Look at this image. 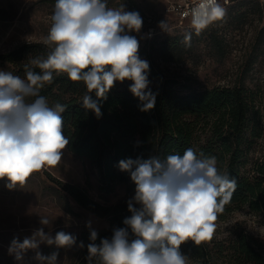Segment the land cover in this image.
I'll return each mask as SVG.
<instances>
[{
    "label": "clouds",
    "instance_id": "1",
    "mask_svg": "<svg viewBox=\"0 0 264 264\" xmlns=\"http://www.w3.org/2000/svg\"><path fill=\"white\" fill-rule=\"evenodd\" d=\"M225 15L218 0H200L192 9V24L201 29ZM142 25L139 12L126 11L123 4L111 8L107 0H55L44 40L50 49L47 54L24 65L25 78L0 70V179L7 178L9 189L23 185L45 166H57L69 142L63 134L65 106L50 107L39 95L54 72L84 82L87 92L82 105L98 118L101 107L90 93L106 99L117 81L133 82L129 91L143 102L141 111L155 107L156 94L146 91L149 62L139 57V42L128 34L139 32ZM160 27L165 31V22ZM184 40L190 43L191 34ZM30 97L35 99L28 102ZM118 167L130 173L136 186L135 195L127 201L131 215L123 220L125 227L114 228L111 238H101L99 244L95 243L98 233L90 232L87 264H188L180 246L213 238L222 208L217 198L225 194L227 200L226 190L234 189L236 180L219 172L216 157L198 155L192 148L182 155L121 160ZM49 223L40 217L42 226ZM75 243L71 234L59 231L53 238L41 227L23 242L13 239L9 253L22 261L33 250L38 264H59V253L44 255L40 245L62 248Z\"/></svg>",
    "mask_w": 264,
    "mask_h": 264
},
{
    "label": "trees",
    "instance_id": "2",
    "mask_svg": "<svg viewBox=\"0 0 264 264\" xmlns=\"http://www.w3.org/2000/svg\"><path fill=\"white\" fill-rule=\"evenodd\" d=\"M128 1L135 7L136 0ZM243 14L240 11L235 17ZM219 21L201 29L174 24L187 30L173 32L162 39L154 36L147 45L139 47L138 55L141 58L144 52L150 64L149 77L154 79L146 89L156 94L152 110H140L143 102L129 91L131 80L115 82L106 93V99L97 98L95 91L90 93L100 104L102 115L99 118L82 105V97L87 92L83 81H71L67 74L54 72L53 80L45 82L39 90V95L47 99L50 107L57 103L65 106L62 117L63 134L69 141L66 146L74 154L86 157L97 174L99 198L93 197L83 186L51 177L64 195L107 220L103 227L95 229L98 233L96 244L101 238H111L114 228L125 227L123 220L131 215L127 201L135 195L136 186L130 173L118 167L121 160L129 158L182 155L187 148L198 155L214 156L219 172L236 180L235 188L226 190L230 193L227 200L225 194L217 198L218 203L222 202L217 214L224 216L226 210L241 205L264 214V151L249 164L246 158L254 137L259 135V128L255 121L258 109L254 92L244 85V72L232 85L196 89L184 78L164 73L157 62L158 58L179 61L192 47L193 35L207 29L215 54L223 57L229 44ZM149 27L153 29L152 25L148 30ZM261 31L264 32V27ZM155 33L153 29L151 36ZM189 33L190 43H185V35ZM49 50L44 40H27L0 52V63H7L11 72L25 78L24 65L33 57L45 56ZM34 99L30 97L28 102ZM117 187H122L123 192L111 199L109 195L115 193ZM91 231L83 233L81 255L70 264H87ZM229 247L235 263L264 264V246L248 233L238 232L230 240ZM180 251L192 259L191 264H216L208 241L199 245L186 241Z\"/></svg>",
    "mask_w": 264,
    "mask_h": 264
},
{
    "label": "rangeland",
    "instance_id": "3",
    "mask_svg": "<svg viewBox=\"0 0 264 264\" xmlns=\"http://www.w3.org/2000/svg\"><path fill=\"white\" fill-rule=\"evenodd\" d=\"M167 1L136 0L134 7L128 0H107V5L117 8L123 4L126 11L139 12L143 19L142 28L139 32L131 31L128 34L135 36L142 48L154 36L162 39L173 32L187 30L174 26L173 18L165 10ZM54 5L55 0H0V52L27 40H45ZM224 8L226 15L218 24L226 31L229 50L223 57L218 58L215 54L207 29L193 35L192 47L182 54L179 61L158 58L157 62L164 73L184 78L196 89L232 85L244 72L243 83L254 92L255 107L258 109L255 121L259 135L254 137L246 154L249 164L264 151V32L261 31L264 27V0L237 1ZM240 11L244 14L235 17ZM161 22L166 24L165 31L160 27ZM149 25L156 32L153 36L149 34ZM141 59L146 60L144 52ZM0 70L11 71L7 63H0ZM148 80V86L154 83L149 71ZM51 177L83 186L93 197L99 198L97 174L88 159L74 154L67 146L62 150L61 162L57 166H45L32 173L23 185L9 189L6 186L9 183L7 178L0 179V264H38L33 259V250H28L22 261H17L9 253V247L13 239L23 242L41 227L53 238L59 231L76 238V243L71 247L57 248L47 244L39 247L44 255L57 251L59 264H70L81 255L83 233L106 224L104 217L64 195ZM122 192L123 188L117 187L115 193L109 196L112 199ZM40 217L48 218L49 225L42 226ZM215 223L216 230L208 242L215 253L216 264H248L235 263L231 257L230 240L240 231L252 235L264 246V214L250 210L247 205L230 208L224 216L217 214ZM191 263L192 259L188 257V264Z\"/></svg>",
    "mask_w": 264,
    "mask_h": 264
},
{
    "label": "built area",
    "instance_id": "4",
    "mask_svg": "<svg viewBox=\"0 0 264 264\" xmlns=\"http://www.w3.org/2000/svg\"><path fill=\"white\" fill-rule=\"evenodd\" d=\"M237 0H218L221 6L231 4ZM200 0H168L165 6L166 13L174 19V24L180 27H191L192 9L198 5ZM149 34H152V27H149Z\"/></svg>",
    "mask_w": 264,
    "mask_h": 264
}]
</instances>
